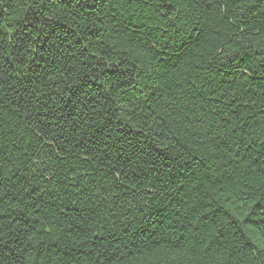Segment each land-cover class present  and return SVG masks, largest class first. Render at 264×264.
Segmentation results:
<instances>
[{"label":"trees","instance_id":"trees-1","mask_svg":"<svg viewBox=\"0 0 264 264\" xmlns=\"http://www.w3.org/2000/svg\"><path fill=\"white\" fill-rule=\"evenodd\" d=\"M0 264H264V0H0Z\"/></svg>","mask_w":264,"mask_h":264}]
</instances>
